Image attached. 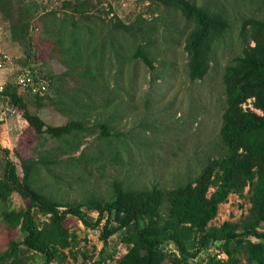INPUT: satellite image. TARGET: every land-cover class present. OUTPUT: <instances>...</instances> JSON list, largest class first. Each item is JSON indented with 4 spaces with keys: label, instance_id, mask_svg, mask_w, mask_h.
<instances>
[{
    "label": "rangeland",
    "instance_id": "1",
    "mask_svg": "<svg viewBox=\"0 0 264 264\" xmlns=\"http://www.w3.org/2000/svg\"><path fill=\"white\" fill-rule=\"evenodd\" d=\"M66 1L23 0L26 4L36 2L39 6L32 21L33 49L30 51L28 43L13 39L10 21L0 11V63L3 64L0 67V85L3 86L0 92L8 82L17 84L16 74L30 66L38 81L48 83V90L45 95H39L42 97L39 105L38 94L19 87L29 110L38 114L47 125H62L71 119L83 120L86 125L77 136L66 138L69 143L79 142L80 149L65 153L66 146L50 134L39 139L29 127L24 110L12 106L8 97L0 94V143L10 149L9 156L20 174L22 159L33 156L47 163L40 169L36 180L38 187L55 199L73 202L92 195L109 199L115 180L130 189H149L156 185L166 190L198 174L208 158L225 153L220 135L226 104L224 68L242 53V21L248 17H262L264 0H192L224 14L230 25L223 41L215 48L209 73L196 81H191L187 75L188 56L184 43L189 23L181 13L160 0H90L93 3L89 9L91 21L97 24L94 27L102 37L112 31L111 20L132 24L143 18L155 23L157 30L149 48L154 68L141 59L130 60L123 56L119 60L113 53L116 48L110 49L107 45L100 65L103 75L93 82L85 80L81 86L83 91L76 94H71L72 88L81 85L82 80L63 75L69 71L67 61L70 58L60 49L55 50L54 36L48 31L51 25L47 24L49 19L45 17L52 11H57L59 17L71 13L64 6ZM117 36L116 46H122L127 55L124 42L129 40L124 35ZM92 62L98 64L100 60ZM74 96L77 99H73ZM251 102L249 100L244 107L254 109ZM103 122L112 135L101 136L99 124ZM81 154L80 163L72 159ZM4 165L3 161L2 169ZM248 189L245 188L243 195L230 193L228 200L219 205L218 213L209 225L245 220L251 207ZM4 207L0 203V251L7 247L10 237H23L16 230L7 229L1 215ZM89 215L95 219L98 213L91 211ZM39 217L44 219L41 215ZM105 219L95 228L78 221L76 229L80 240L73 249L76 257L69 254L64 264H97L99 251L104 246L100 234ZM73 222L75 219L70 216L67 224L74 228ZM250 238L258 240L254 236ZM165 249L176 252L177 247L169 242ZM107 250L114 252V256L104 264H117L118 258L127 251L119 233L111 237ZM34 256L43 263L42 254L34 253ZM212 257L222 261L228 259L221 243L214 242L191 261L207 264ZM29 264L36 263L31 260ZM50 264L61 263L53 261ZM163 264L171 262L167 258Z\"/></svg>",
    "mask_w": 264,
    "mask_h": 264
},
{
    "label": "trees",
    "instance_id": "2",
    "mask_svg": "<svg viewBox=\"0 0 264 264\" xmlns=\"http://www.w3.org/2000/svg\"><path fill=\"white\" fill-rule=\"evenodd\" d=\"M160 1L181 13L189 23L184 43L187 75L191 81L204 79L211 69L215 48L229 29L228 19L219 11H211L192 0ZM64 6L72 12L59 17L57 11H52L45 17L51 25L48 31L54 36L55 50L60 49L70 58L69 71L63 75L82 80L81 85L72 88L71 94L82 92L85 80L93 82L101 78L100 65L107 45L110 49L116 48L113 53L119 60L123 56L130 60L141 59L154 68L149 48L157 30L155 23L143 18L132 24L111 20L112 31L102 37L94 27L97 24L91 21L89 9L93 3L90 0H67ZM0 11L10 21L13 39L28 43V51L32 50L30 31L39 12L38 4L0 0ZM118 34L129 40L124 42L127 55L122 46H116ZM240 35L244 44L242 53L225 66L223 73L226 104L220 135L226 151L219 157L208 158L198 174L178 186L166 190L156 185L149 189H130L115 180L109 199L92 195L82 201L62 202L37 185L40 169L47 166L46 161L33 156L23 158L20 174L9 156L10 149L0 143V203L5 205L1 215L8 230L23 235L21 239L9 238L7 247L0 251V264H29L31 260L36 264L53 261L64 264L69 254L76 257L73 249L80 240L76 229L78 221L95 228L105 217L100 234L104 246L99 251L97 264L113 258L114 252H109L107 245L117 233L127 245V251L118 258L117 264H163L167 258L171 264H194L191 259L214 242L221 243L228 259L212 257L207 264H264V14L245 18ZM96 59L100 60L98 64L92 62ZM18 89L17 84L8 82L0 94L8 97L12 106L24 110L29 127L39 139L48 133L66 146V149L62 146L63 152H77L80 143H69L66 138L85 130V122L71 119L62 125H47L29 110ZM37 98L41 105L42 97L37 95ZM249 100L254 109L244 107ZM99 127L102 137L112 135L105 122ZM81 157L82 154L72 159L80 163ZM246 187H249L251 202L246 219L240 223L227 220L219 226L209 225L229 194L243 195ZM91 211L98 213L97 218L89 215ZM70 216L75 219L74 228L67 224ZM251 236L258 240L253 241ZM169 242L176 245V252L165 249ZM34 253L43 255V263Z\"/></svg>",
    "mask_w": 264,
    "mask_h": 264
},
{
    "label": "built area",
    "instance_id": "3",
    "mask_svg": "<svg viewBox=\"0 0 264 264\" xmlns=\"http://www.w3.org/2000/svg\"><path fill=\"white\" fill-rule=\"evenodd\" d=\"M3 64L0 63V67H2ZM17 85L21 87L22 89H30L33 93L38 95H45L46 91L48 90V83L44 80H37V76L30 66L22 68L17 74ZM3 89V86L0 85V90ZM219 258L222 257V255L218 256Z\"/></svg>",
    "mask_w": 264,
    "mask_h": 264
}]
</instances>
